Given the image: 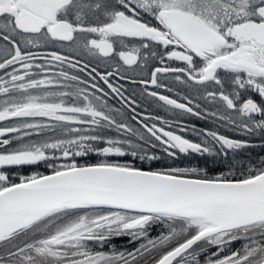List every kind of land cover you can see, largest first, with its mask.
<instances>
[{
  "label": "snow or ice",
  "instance_id": "obj_1",
  "mask_svg": "<svg viewBox=\"0 0 264 264\" xmlns=\"http://www.w3.org/2000/svg\"><path fill=\"white\" fill-rule=\"evenodd\" d=\"M0 70V264H264V0H0Z\"/></svg>",
  "mask_w": 264,
  "mask_h": 264
},
{
  "label": "trees",
  "instance_id": "obj_2",
  "mask_svg": "<svg viewBox=\"0 0 264 264\" xmlns=\"http://www.w3.org/2000/svg\"><path fill=\"white\" fill-rule=\"evenodd\" d=\"M135 90H136L135 96H132V92H127L125 90H122V91H124L125 95L130 96L133 99L137 100V103L139 106L136 107V112L140 113V115L137 117L138 119H143L144 116H160V117H163L164 119H172V117L169 115V113L165 112L164 109L157 107L156 103H152L150 99H144L143 97H141V90L140 89L135 88ZM106 91H110V90H106ZM109 103L113 107L122 108V105L119 103L118 99L112 98L111 96L109 97ZM123 111L127 113V121L133 127H139V125H137L135 123V121L131 120V116L134 113L129 111V109H123ZM153 122L158 123V121H150V120L147 121V123H149V124H151ZM202 125H205V124L197 125L195 123L194 117L185 116L182 118L181 126H186L189 129L193 126L199 128ZM207 127L214 128L211 125H207ZM216 128H218V126ZM172 130H176V129H172ZM218 130L221 131L222 133L228 134V131L224 128H218ZM233 134H235V133H233ZM182 135H185L186 138L191 139V140L197 139L195 136L192 135V133L190 131L183 133ZM252 143L254 144V147L244 150L241 153V156H249L251 158V163L257 164L259 162L260 158L264 157V146H261V141L258 137H253ZM156 154L161 155L163 157V160L153 162L151 164L145 163L142 165L145 169H147L149 167L158 168L162 164L167 165L168 163H171V161L167 157H165L164 154L161 153L159 150H156ZM96 159L97 158L95 156H92V157L87 159V162L95 163ZM120 159H121V161H123V160L131 161L132 160L131 157H124V158H120ZM229 159H231V157H229ZM80 162L83 163L85 161L81 160ZM244 162L246 164L248 163L247 160ZM135 163L137 164V166H141L138 161H136ZM175 164L178 166H198V167H202V168H207V170L209 171V174H216L220 169H222L224 167V165L213 163L212 157H207V156L201 157V156L196 155V154H190L188 156L179 155L178 158L175 160ZM156 234H157L156 232H153V235H156ZM121 246H122L121 243L117 242V247H121Z\"/></svg>",
  "mask_w": 264,
  "mask_h": 264
},
{
  "label": "flooded vegetation",
  "instance_id": "obj_3",
  "mask_svg": "<svg viewBox=\"0 0 264 264\" xmlns=\"http://www.w3.org/2000/svg\"><path fill=\"white\" fill-rule=\"evenodd\" d=\"M55 50L61 51V49H59V48H57ZM84 59L85 60H89L90 58H84ZM91 63H92L93 66H97L95 61H91ZM98 70L101 71V72H104L105 71V66H103V65L98 66ZM69 71L71 72L73 70L69 69ZM3 74H4L3 71L0 70V75H3ZM75 74L80 75V76H83V74L82 73H79V72H76ZM128 75L135 77V74L134 73H131V72L128 73ZM84 78L87 79V77H84ZM135 78L138 79L139 77H135ZM110 79H112L115 82V84H116L117 87H120L121 85H123V87L121 88V91L126 89L127 92H132V90L135 89V88L140 89V90L143 88L142 85H139V84H131V83L127 82V81L117 80L115 77L110 78ZM97 82L100 83V85L102 87H104L105 90H107V86L104 85L102 81H99V78H97ZM161 82L167 84V83H169V80L167 78H165V79H162ZM149 90L158 91L161 94L168 95V96H170L172 98H175V99H178V100L180 99V96L176 95V91H181V94H183L182 93V86H177V89L174 90L173 92H168L165 89H152V88H150ZM201 103H203V102L201 101ZM194 120H195V123L197 125L205 124L204 121L199 120L196 117H194ZM207 125H211L214 128L217 127L216 125L212 124L211 122H209ZM228 135H230V136H236V134H233L232 132H228Z\"/></svg>",
  "mask_w": 264,
  "mask_h": 264
}]
</instances>
